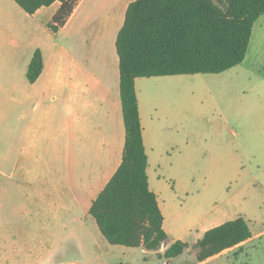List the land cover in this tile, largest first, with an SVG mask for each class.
<instances>
[{
  "label": "crops",
  "instance_id": "1",
  "mask_svg": "<svg viewBox=\"0 0 264 264\" xmlns=\"http://www.w3.org/2000/svg\"><path fill=\"white\" fill-rule=\"evenodd\" d=\"M132 1L78 0L64 25L53 31L47 24L59 1L28 14L13 0H0V264H103L101 248L107 241L89 209L122 159L125 128L115 41ZM36 50L43 69L30 81L27 67ZM235 67L228 85L239 146L264 167V13ZM184 78L137 77L134 82L148 185L169 236L151 181L162 170L182 174L193 129L187 94L164 88ZM238 216L251 237L199 263L262 236L253 232L246 214ZM219 218L203 219L202 228L190 230L193 243L227 221Z\"/></svg>",
  "mask_w": 264,
  "mask_h": 264
},
{
  "label": "trees",
  "instance_id": "2",
  "mask_svg": "<svg viewBox=\"0 0 264 264\" xmlns=\"http://www.w3.org/2000/svg\"><path fill=\"white\" fill-rule=\"evenodd\" d=\"M26 13L59 1L48 22L57 31L78 0H13ZM264 13V0H134L125 11L115 48L119 60V95L125 141L121 163L92 201L89 213L109 244L142 247L172 259L190 244L173 240L163 229V214L148 185L142 127L135 91L137 77L220 73L241 63L254 22ZM43 58L36 50L27 78L37 79ZM251 237L238 216L204 231L193 243L198 262Z\"/></svg>",
  "mask_w": 264,
  "mask_h": 264
},
{
  "label": "rangeland",
  "instance_id": "3",
  "mask_svg": "<svg viewBox=\"0 0 264 264\" xmlns=\"http://www.w3.org/2000/svg\"><path fill=\"white\" fill-rule=\"evenodd\" d=\"M237 69L183 74L181 82L164 88L186 92L187 121L193 129L182 174L162 170L154 175L151 186L164 211L166 230L190 246L171 260L162 256L165 244L144 253L141 247L106 242L101 248L103 264H264V167H257L239 146L240 126L232 117L236 105L228 85V77ZM242 213L253 232L262 236L240 250L199 263L192 247L194 230H190L202 228L203 219L218 214L219 219L228 220Z\"/></svg>",
  "mask_w": 264,
  "mask_h": 264
}]
</instances>
